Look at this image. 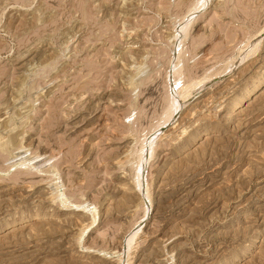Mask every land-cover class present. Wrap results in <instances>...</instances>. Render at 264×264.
I'll return each mask as SVG.
<instances>
[{
  "label": "rangeland",
  "instance_id": "rangeland-1",
  "mask_svg": "<svg viewBox=\"0 0 264 264\" xmlns=\"http://www.w3.org/2000/svg\"><path fill=\"white\" fill-rule=\"evenodd\" d=\"M263 74L264 0H0V264H264Z\"/></svg>",
  "mask_w": 264,
  "mask_h": 264
},
{
  "label": "bare ground",
  "instance_id": "bare-ground-1",
  "mask_svg": "<svg viewBox=\"0 0 264 264\" xmlns=\"http://www.w3.org/2000/svg\"><path fill=\"white\" fill-rule=\"evenodd\" d=\"M263 85H264V74L258 80H256L254 84L251 87H249L243 95L238 97V99L232 105L231 112L239 109L242 106V104L246 102L248 99L252 98L254 93Z\"/></svg>",
  "mask_w": 264,
  "mask_h": 264
}]
</instances>
